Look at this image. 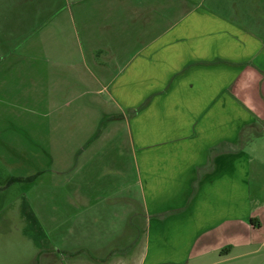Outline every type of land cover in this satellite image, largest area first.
Here are the masks:
<instances>
[{
    "label": "crops",
    "instance_id": "crops-1",
    "mask_svg": "<svg viewBox=\"0 0 264 264\" xmlns=\"http://www.w3.org/2000/svg\"><path fill=\"white\" fill-rule=\"evenodd\" d=\"M2 1L0 241L264 264V0Z\"/></svg>",
    "mask_w": 264,
    "mask_h": 264
},
{
    "label": "rangeland",
    "instance_id": "rangeland-1",
    "mask_svg": "<svg viewBox=\"0 0 264 264\" xmlns=\"http://www.w3.org/2000/svg\"><path fill=\"white\" fill-rule=\"evenodd\" d=\"M0 8H9V5L5 3V1L0 0ZM21 8L24 9V6ZM24 217L25 216L22 215L21 225L22 228L24 227L25 229L19 232L22 236L26 233V228L29 227L28 221ZM24 223H26V225ZM0 242V264H37L38 262H43V258L39 259L37 256L40 243H33L30 247H27L25 246L28 244L27 242L20 241L19 245L15 244V246L12 247L4 244V241ZM66 261L69 262L71 259ZM57 264H61V262L58 261Z\"/></svg>",
    "mask_w": 264,
    "mask_h": 264
}]
</instances>
